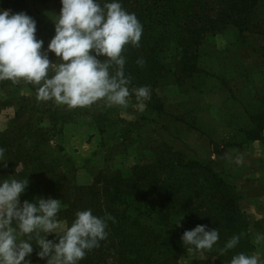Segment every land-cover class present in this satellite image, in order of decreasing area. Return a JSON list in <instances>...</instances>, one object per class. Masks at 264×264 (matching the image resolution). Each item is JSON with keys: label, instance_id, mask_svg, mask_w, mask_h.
<instances>
[{"label": "rangeland", "instance_id": "obj_1", "mask_svg": "<svg viewBox=\"0 0 264 264\" xmlns=\"http://www.w3.org/2000/svg\"><path fill=\"white\" fill-rule=\"evenodd\" d=\"M24 4L36 16V38L44 42L42 51H47L55 36L61 0H25ZM131 4L126 0L124 9L131 11ZM208 6L217 8L212 0ZM3 10L25 13L0 2ZM251 18L246 31L225 26L205 34L196 48L189 41L179 42V29L170 38L163 35L162 26H149L142 44L133 48L138 59L152 54L150 73L145 64H136L128 75L130 89L150 86L151 98L144 101L143 109L132 94L127 108L108 107L100 101L69 110L52 101H38L36 86L0 81V148L5 149L7 160L0 162V184L8 178H28L20 205L25 200L36 203L39 197L60 199L58 220L70 227L77 211L91 209L93 215L103 217L114 188L124 192L142 188L145 174L161 169L165 172L159 174L165 177L170 170L159 159H170L172 152L212 161L214 171L237 198L252 246L247 255L264 261V240L256 242L258 235H264V160L246 145L247 132L264 123L259 119L264 117V0H255ZM183 46L196 52L191 62L197 73L191 77L180 71ZM48 58L57 61L54 53L48 52ZM152 194L137 198L140 212L147 214L153 207L157 197ZM133 207L113 215L116 219L108 222V235L136 233L137 226L131 225L137 213ZM138 221L140 226L149 224L143 216ZM46 238L55 243L59 239L55 233ZM32 243L33 252L25 259L47 264ZM94 251L92 255L97 254ZM103 263L117 264L110 258ZM176 264L214 262L186 248Z\"/></svg>", "mask_w": 264, "mask_h": 264}, {"label": "clouds", "instance_id": "obj_2", "mask_svg": "<svg viewBox=\"0 0 264 264\" xmlns=\"http://www.w3.org/2000/svg\"><path fill=\"white\" fill-rule=\"evenodd\" d=\"M62 8L55 23V36L42 51L43 41L36 38V22L21 12L0 11V81L13 85L21 82L36 86L37 100L52 101L69 110L88 108L103 101L108 107L127 108L135 94L140 108L151 98L150 86L131 88V76L125 74L127 45L140 46L143 26L134 13H129L118 0L101 5L98 0H61ZM54 53L56 62L50 61ZM105 57L101 61L98 57ZM141 58L137 64L143 66ZM0 148V162H6ZM242 162V157L238 159ZM6 167V163H5ZM29 184L28 178H8L0 184V264H31L26 260L39 247L47 264H78L87 251L107 239L111 214L93 215L91 209L77 211L71 226L58 220L60 199L36 198L20 205V196ZM38 205V206H37ZM15 222V226H13ZM176 226H181L180 221ZM55 233L58 243L47 239ZM185 247L211 251L219 240L218 229L198 225L183 233ZM240 237L234 235L221 254L235 248ZM264 240L258 235L256 242ZM230 264H264L256 255L236 254Z\"/></svg>", "mask_w": 264, "mask_h": 264}, {"label": "trees", "instance_id": "obj_3", "mask_svg": "<svg viewBox=\"0 0 264 264\" xmlns=\"http://www.w3.org/2000/svg\"><path fill=\"white\" fill-rule=\"evenodd\" d=\"M125 1L118 0L123 8ZM131 1L132 8L129 13H134L143 26L141 39L150 29L149 26L160 25L165 28L163 35L170 38L173 37L174 31L179 29L182 39L179 42L185 44L183 40L189 41L191 48L198 47L205 34H215L225 26L236 27L239 33L246 31L252 23L251 15L255 6V0H212L217 6L216 9L208 6L210 0ZM0 2L6 5L7 9L24 11L33 19L36 17L26 8L25 0H0ZM98 2L103 5L113 0H98ZM140 44H142L141 41ZM190 49L184 46L182 48L180 71L186 77L197 73L195 63L191 62L196 52ZM135 53L137 52L132 45L126 46L123 53L126 58V75H130L132 68L137 64L138 56ZM152 57V54L143 56L148 74L151 70L148 66L153 62ZM101 58L105 59L103 56ZM147 77L151 78L154 75ZM152 86H155L154 82ZM157 103L159 105V101ZM259 119L264 120V117ZM262 129H264V123H258L255 128L248 131L249 140H258ZM159 162L166 164L165 168L170 170L165 177L159 174V172H165L162 169L158 173H146V181L141 184L142 188L127 190L128 192L114 188L107 200L109 202L107 214L112 216L118 214V210L121 209V215L125 214L129 207L134 206L133 211L136 209L137 213L131 225L137 226L136 233L108 235L106 240L100 242V248L96 250L97 254L92 255L96 248L86 252L82 264H102L109 258L117 264H123V262L126 264H176L179 255L186 248L194 249L191 246H184L181 239L183 233L193 230L198 225L219 231V240L212 250L199 251L214 264H230L234 255L239 253L247 255L252 246L246 232V224L237 206V198L214 171L213 162L187 158L177 152H172L170 159H159ZM147 192L148 195L152 193L156 195L157 201L152 208H149L150 211L144 214L136 208L139 207L137 198L141 196L146 198ZM89 195L93 197V194ZM71 209L72 206L68 212H71ZM140 216H143L149 224L140 226L138 223ZM179 221L181 226H176ZM234 235L240 237L238 245L221 254L220 250Z\"/></svg>", "mask_w": 264, "mask_h": 264}, {"label": "crops", "instance_id": "obj_4", "mask_svg": "<svg viewBox=\"0 0 264 264\" xmlns=\"http://www.w3.org/2000/svg\"><path fill=\"white\" fill-rule=\"evenodd\" d=\"M246 142H247L246 145H248V147H254L255 155H258L260 159L264 160V133L261 134L258 140H254V141L249 140ZM249 201L251 202L254 201V203L256 202L255 199H249Z\"/></svg>", "mask_w": 264, "mask_h": 264}]
</instances>
